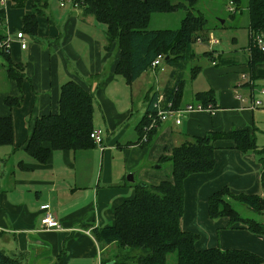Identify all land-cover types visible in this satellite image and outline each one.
Listing matches in <instances>:
<instances>
[{
  "label": "crops",
  "instance_id": "crops-1",
  "mask_svg": "<svg viewBox=\"0 0 264 264\" xmlns=\"http://www.w3.org/2000/svg\"><path fill=\"white\" fill-rule=\"evenodd\" d=\"M247 1L239 0L236 12L228 14L234 29L246 24L245 47L219 52L213 48L217 44L199 43L206 47L194 49L188 61H202L189 68L187 62L166 64L169 71L160 90L152 81L155 67L141 74L147 72L145 81L139 76L131 84L114 72L118 53L113 45L106 47L105 24L79 6L68 0L62 6L59 0L11 1L0 31L9 39L10 61L21 64L24 75L17 85L1 62L0 116L10 115L13 126L12 144L0 146L1 250L21 264H101L112 257L114 247L101 245L93 230L112 225L115 208L134 196V184L171 179L172 165L159 163L161 155L169 154L185 137L247 129L262 152L244 153L229 140L215 141L213 168L183 181L181 227L198 234L197 250L244 249L264 258L263 235L242 223L230 225L228 217L213 219L208 214V197L222 187L264 196V61L250 64ZM35 10L36 35L24 33L23 49L16 33L22 31L23 16ZM178 77L184 80L178 107L196 103L197 92L211 91L215 111L185 114L179 124L167 119L156 127L148 146L139 145L138 126L150 100ZM68 80L92 92L93 126L102 130V147L52 150L45 163H38L26 152L25 143L36 117L58 112L60 86ZM6 96L18 97L21 104L7 107L2 100ZM135 99L137 118L130 125ZM254 100L261 103L250 107ZM128 173L133 181L127 180ZM46 212L60 229L42 228Z\"/></svg>",
  "mask_w": 264,
  "mask_h": 264
},
{
  "label": "trees",
  "instance_id": "trees-1",
  "mask_svg": "<svg viewBox=\"0 0 264 264\" xmlns=\"http://www.w3.org/2000/svg\"><path fill=\"white\" fill-rule=\"evenodd\" d=\"M84 13L92 15L106 26L107 48L116 45L119 51L114 72L128 84L151 68V62L158 54L163 55L166 64L186 63L193 55V43L197 37L207 40L210 30L202 13H195L197 0H73ZM236 10L239 0H231ZM249 41L251 33L264 30V0H248ZM185 11L176 29H149L148 24L155 13ZM38 11L26 14L22 20V32L35 36ZM231 14V13H230ZM233 14V13H232ZM0 18L4 11L0 10ZM6 36L0 31V41ZM251 65L264 61V53L250 42ZM0 58L5 63L6 74L17 85L23 78V66L10 61L4 46ZM199 67H192L191 72ZM184 80L178 77L162 91L164 103L172 102L178 107L183 94ZM150 100L138 126L139 138L136 143L148 146L156 136V127L147 129L153 102ZM3 103L9 107L19 106L18 97L6 96ZM196 102L204 105L213 103L211 91L197 92ZM93 94L74 80L60 86L58 112L36 117L29 138L25 143L26 152L38 163H45L52 150L77 151L95 146L90 133L93 130ZM229 140L241 152L255 151L257 145L247 129L227 132H208L203 136L185 137L174 146L169 154H163L158 162H170L171 179L157 184H134L135 193L114 210L111 226L93 230L101 245L112 244V257L101 264H168L169 254L175 253L174 264H264V258L244 249L217 247L197 250L195 241L198 234L184 231L181 227L183 214L184 179L198 172H207L214 165L215 141ZM13 142V126L10 115L0 116V146ZM260 151L259 153H261ZM261 187L264 190V162L261 172ZM233 202L247 206L251 211H264V196L258 194L233 193L222 187L208 197V214L215 219L228 217L230 225L244 224L248 230L264 236V223L245 217L233 206ZM0 264H21L18 258L0 249Z\"/></svg>",
  "mask_w": 264,
  "mask_h": 264
},
{
  "label": "rangeland",
  "instance_id": "rangeland-1",
  "mask_svg": "<svg viewBox=\"0 0 264 264\" xmlns=\"http://www.w3.org/2000/svg\"><path fill=\"white\" fill-rule=\"evenodd\" d=\"M58 1V0H57ZM229 3V0H197L196 7L193 10L195 13H202V15L206 19V26L213 29L212 34L215 36V38L220 40V43L217 45H214V49L217 51H227L229 49L240 47L244 48L247 41V30H246V24L244 26H241V23L236 25L235 27L237 29L233 28V25L231 21L229 20L228 14L229 11H225L224 9L227 8ZM236 12V11H235ZM234 12V13H235ZM185 16V11L183 10H177L171 13H155L152 15L151 20L149 21L150 24H148L149 29H176L179 27V24L181 23L182 18ZM222 20L224 22H222ZM118 53L119 51L117 49L116 45L112 46ZM203 46L199 43H193V50L195 49H201ZM202 58V57H200ZM118 59V58H117ZM202 60H200L201 62ZM3 62V60L0 59V64ZM194 60V62L187 61V67L189 68L192 65H195L196 63H200ZM0 67H4L3 65H0ZM162 67L157 68L156 75H152V81H154L155 86L158 87V89H162V85L166 80L167 73L169 71V65H166L165 61H162ZM147 72L143 74L139 80L146 79ZM188 76V74H187ZM155 77V78H154ZM139 87V82L134 83V88ZM137 100H134L133 106L131 108V111L133 112L132 119L129 121L128 124H135L134 121L137 118ZM95 110L98 111L97 106L95 107ZM139 119V117H138ZM138 120H136L137 122ZM166 164L165 162H163ZM170 164V162H168ZM154 166H158L159 164H153ZM129 174V173H128ZM127 174V175H128ZM127 178V176H126ZM233 206L239 211V213L245 217L252 218L254 220H257L259 222L264 223V211L262 213H257L254 211H251L247 208V206L239 204L238 202H233ZM114 249V248H113ZM176 261V255L175 253L169 254L167 262L168 264H174Z\"/></svg>",
  "mask_w": 264,
  "mask_h": 264
},
{
  "label": "built area",
  "instance_id": "built-area-1",
  "mask_svg": "<svg viewBox=\"0 0 264 264\" xmlns=\"http://www.w3.org/2000/svg\"><path fill=\"white\" fill-rule=\"evenodd\" d=\"M11 1L13 0H0V10L2 9L3 11H5L7 6L11 3ZM66 1L67 0H59L60 5L62 6L64 2ZM68 1L71 2L74 7H78V4L75 1L73 0H68ZM227 10L229 11V13H234L236 11V7L231 0H229ZM4 22H5V17L0 18V28L2 27ZM16 37L20 41L21 48L24 49L27 43L25 42V39H24V33L22 31H18L16 33ZM250 37H251V40H250L251 44L255 46L259 51L264 53V30L259 31L257 33H251ZM206 41H208L209 45L219 43V39L215 38V36H213V34L211 33L207 35ZM196 42L201 43L203 41L200 37H197ZM3 46L5 50L8 51L9 39L7 37L4 38L2 41H0V48ZM162 61H164L163 55L158 54L156 58L151 62V65H152L151 68L159 67L162 69ZM260 103H261L260 100H254L252 101V104L250 105V107H255L259 105ZM153 107H154L153 112L150 113V121H149L150 123L147 129L155 128L161 122H164L170 118L173 119L172 121H174L176 124H179L181 122V117L183 115L189 114L192 112H199V111L213 112L215 111V105H213V103H208L204 105L202 103L196 102V103H188V104H185L177 108L173 107L172 102L164 103V96L162 92L157 94V97L153 102ZM90 137L95 145L102 147V138H101L102 130L101 129L93 128V130L90 133ZM43 208H47V206H44ZM40 223H41L42 228L44 229H51V228L60 229L61 227L60 223L54 217H52L49 214V212H46L44 214V216L40 220Z\"/></svg>",
  "mask_w": 264,
  "mask_h": 264
},
{
  "label": "water",
  "instance_id": "water-1",
  "mask_svg": "<svg viewBox=\"0 0 264 264\" xmlns=\"http://www.w3.org/2000/svg\"><path fill=\"white\" fill-rule=\"evenodd\" d=\"M222 22H223V20H222ZM127 180H129V181H133V174L131 173H129L128 175H127ZM142 185H145L144 183H142Z\"/></svg>",
  "mask_w": 264,
  "mask_h": 264
}]
</instances>
